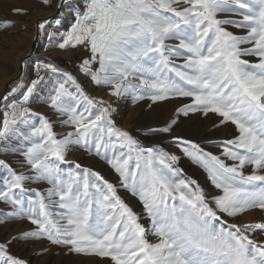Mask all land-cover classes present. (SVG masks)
Listing matches in <instances>:
<instances>
[{"label":"snow or ice","instance_id":"snow-or-ice-1","mask_svg":"<svg viewBox=\"0 0 264 264\" xmlns=\"http://www.w3.org/2000/svg\"><path fill=\"white\" fill-rule=\"evenodd\" d=\"M12 23L2 21L0 28ZM46 26L49 20L37 27L51 40L57 33L46 32ZM59 36L55 46L60 49L88 48L81 71L96 85L109 86L112 95L153 103L190 98L177 114H214L220 118L214 127L231 124L237 135L216 142L224 159L191 140L174 138L219 190L209 199L196 181L181 177L176 155L145 148L116 126L111 106L89 98L70 73L37 62V79L25 86L21 78L11 89L5 100L26 87L19 101L6 104L0 120V138H19L34 171L25 176L0 161L7 171L0 178V201L12 208L7 216L35 225L22 238H46L109 264H264V242L253 238L264 234V221L240 220L250 211H264V0H83L74 22ZM41 70L64 77L53 83L46 101L73 127L61 139L47 117L27 106L44 80ZM176 122L173 118L148 132L169 133ZM69 145L85 147L111 165L121 185L143 202L147 229L99 172L80 164L67 172L60 167ZM27 180L51 187L33 189L35 198L25 200ZM10 243H0V264H29L9 253Z\"/></svg>","mask_w":264,"mask_h":264},{"label":"rangeland","instance_id":"rangeland-1","mask_svg":"<svg viewBox=\"0 0 264 264\" xmlns=\"http://www.w3.org/2000/svg\"><path fill=\"white\" fill-rule=\"evenodd\" d=\"M73 0H49L45 4L43 0H0V22L9 20L13 23L8 28H0V88L3 80L4 71H9L11 79L19 71V61L22 60V70L18 77L11 79L7 89L0 94V120L2 114L6 111V104L13 101H19L26 87L20 89L4 99L11 92L13 87L22 82L25 86H30L31 82L37 79V71L35 65L37 62L49 63L55 65L53 60L59 61L64 67H56L59 70L70 73L75 77L76 81L81 85L84 92L89 98L95 101H104V107L111 106L113 109L111 119L116 126L122 130L128 131L145 147H158L164 152L176 155L179 159L176 162V167L181 170V177H188L194 181L211 196L219 194V190L211 183L209 174L205 168L194 162L183 151V146L174 138L180 137L182 140H191L200 145L205 152H211L213 155L221 156L222 148L217 145L218 141H226L237 135L236 129L231 124H226L220 127H214L219 124L220 118L214 114H209L208 117L201 113H189L187 116L177 114L176 109L184 104L191 103L190 98H172L165 101H157L153 103L149 99L133 102L130 95L116 97L111 94L109 86L96 85L91 76L86 75L81 71V62L83 59L90 56L87 47L80 49L81 45L68 46L65 49H57L55 45L61 42L59 33L65 32V29L60 28L53 39H49L48 35L41 33L39 30L35 37V28L43 20H49L50 26H46V32L56 33L53 22L59 17L62 20L65 16V8L70 7ZM81 2V1H80ZM56 3V4H55ZM57 5V6H56ZM75 4H73L74 6ZM77 5V6H76ZM74 7L82 8L83 5L76 4ZM22 9L21 12H15L14 9ZM54 8L52 14L48 16L37 15L38 11H44ZM74 9V10H75ZM73 10V12H74ZM37 20L36 24V18ZM54 18V19H53ZM74 22V13L69 18L68 28ZM35 26V27H34ZM67 28V29H68ZM230 31L237 34H243L240 30L229 27ZM32 42H35L34 48L31 50ZM169 44H175L177 41L169 40ZM31 50V51H30ZM63 51H69L67 54ZM30 52V53H28ZM22 54L20 57L19 55ZM19 57V58H18ZM25 62H27L25 64ZM175 63L180 64L182 60H175ZM98 67V65H95ZM40 76L44 80L38 85L36 91L30 97L27 106L33 113H38L41 116L48 118L53 126V131L57 134V138H63V135L69 131H73L71 125H65L66 116L61 115L52 108L50 102H46L49 96V90L52 88L56 80H62L64 77L60 72L52 73L41 70ZM6 80V81H7ZM138 83V80L133 81ZM173 118L176 119V124L172 126L169 133H149V129H159L168 124ZM30 122L39 123L36 116H29ZM21 131L27 132L28 129L21 128ZM26 145L21 143V140L16 136L9 135L6 138H0V161H4L10 165L18 173H23L25 176L34 175V171L25 162L23 152ZM111 153H109V157ZM227 163L231 161L226 160ZM75 164H80L82 167H87L95 172H99L106 180L112 183L117 188V194L122 200L140 218V223L147 229L150 226V220L147 217L143 202L138 196L124 188L121 185L119 174L107 163L105 159L96 156L94 152L90 153L85 147L80 145H69L66 152L64 162H61L60 167L65 171L72 170ZM250 167L247 171H250ZM7 175L6 169L0 167V178ZM51 187L47 181L27 180L24 184V198H35L31 190H39L45 192ZM55 210V208H53ZM12 211L11 205L0 201V243L11 241L8 245V251L11 255L23 258L29 264H109L107 259H101L96 256L77 254L70 252L65 246L54 245L46 238H30L23 239L22 234L26 231L33 230L35 225L29 220L8 217L7 213ZM244 222L254 223L264 221V211L253 210L240 218ZM230 223L236 222L229 220ZM16 237V239H13ZM150 240L154 241L155 237L149 236ZM253 238L257 242H264V234L254 233Z\"/></svg>","mask_w":264,"mask_h":264},{"label":"crops","instance_id":"crops-1","mask_svg":"<svg viewBox=\"0 0 264 264\" xmlns=\"http://www.w3.org/2000/svg\"><path fill=\"white\" fill-rule=\"evenodd\" d=\"M74 2H72L71 3V5H70V7H66L65 8V10H64V12H65V16L63 17V19H67V21H65V20H62V18L61 17H59L58 19H60L59 20V23H57L56 21H58V20H55L54 22H53V26H54V29H55V32L56 33H58L59 31H62L60 28H62V29H65V31L67 30V28H68V21H69V18L70 17H72V15H73V10L75 9V5L76 4H81V6L83 5V0H73ZM81 1V2H80ZM73 4H75L74 6H73ZM77 6V5H76ZM59 51H60V48H57ZM53 62L55 63V65L57 66V67H60V68H62V67H64V65L62 64V63H60L59 61H56V60H53Z\"/></svg>","mask_w":264,"mask_h":264},{"label":"bare ground","instance_id":"bare-ground-1","mask_svg":"<svg viewBox=\"0 0 264 264\" xmlns=\"http://www.w3.org/2000/svg\"><path fill=\"white\" fill-rule=\"evenodd\" d=\"M56 4V3H55ZM57 6V5H56ZM54 8L52 9H48V10H44V11H41L39 10L37 13V15H42V16H48L49 14H52ZM41 17V16H40ZM39 18V17H38ZM37 19V18H36ZM35 27V26H34ZM64 53H68L69 51H63ZM22 54L19 55V57L21 56ZM18 57V58H19ZM16 75V74H15ZM10 77V73L9 71H4V74H3V78H5L1 84V88H0V94L2 93L3 89H4V86H5V83L8 81L7 79ZM7 80V81H6Z\"/></svg>","mask_w":264,"mask_h":264},{"label":"water","instance_id":"water-1","mask_svg":"<svg viewBox=\"0 0 264 264\" xmlns=\"http://www.w3.org/2000/svg\"><path fill=\"white\" fill-rule=\"evenodd\" d=\"M39 18H42V17H39ZM39 18L36 19V24H37V20H38ZM35 31H36V32H35V37H36V36H37V32H38V27L35 28ZM34 46H35V42H32L31 50L34 48ZM31 50H30V51H31ZM28 53H30V52H28ZM22 60H23V57H22V58L20 59V61H19V71H18V73H17L16 75H14L11 79H15L16 77H18L19 73L21 72V70H22ZM11 79H9V80L5 83L4 91L7 89L8 83H9V81H10Z\"/></svg>","mask_w":264,"mask_h":264},{"label":"built area","instance_id":"built-area-1","mask_svg":"<svg viewBox=\"0 0 264 264\" xmlns=\"http://www.w3.org/2000/svg\"><path fill=\"white\" fill-rule=\"evenodd\" d=\"M79 48L82 50V49L85 48V46L84 45H81V46H79Z\"/></svg>","mask_w":264,"mask_h":264}]
</instances>
